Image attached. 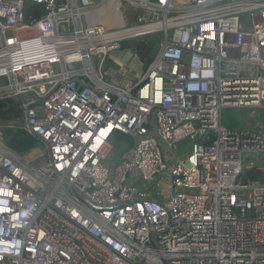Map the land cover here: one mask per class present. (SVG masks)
<instances>
[{
    "label": "built area",
    "instance_id": "obj_1",
    "mask_svg": "<svg viewBox=\"0 0 264 264\" xmlns=\"http://www.w3.org/2000/svg\"><path fill=\"white\" fill-rule=\"evenodd\" d=\"M6 100L0 264H264V0H0Z\"/></svg>",
    "mask_w": 264,
    "mask_h": 264
},
{
    "label": "trees",
    "instance_id": "obj_2",
    "mask_svg": "<svg viewBox=\"0 0 264 264\" xmlns=\"http://www.w3.org/2000/svg\"><path fill=\"white\" fill-rule=\"evenodd\" d=\"M24 9L26 18L31 17V15L38 16V7H35L33 4H25ZM122 48L129 49L134 52L145 66L151 62L156 52L155 42L148 40L128 41L122 44ZM20 117L21 111L15 102L12 100L0 101V123L3 126H6L3 130V142L6 147L12 151L24 153L32 149L37 144V141L35 138L23 132L22 130H14L9 128V126L16 124V121H18ZM117 140L119 141V139ZM112 146L116 147V144L112 143ZM260 177V172L254 170H247L242 174L243 179L255 180L259 179Z\"/></svg>",
    "mask_w": 264,
    "mask_h": 264
},
{
    "label": "rangeland",
    "instance_id": "obj_3",
    "mask_svg": "<svg viewBox=\"0 0 264 264\" xmlns=\"http://www.w3.org/2000/svg\"><path fill=\"white\" fill-rule=\"evenodd\" d=\"M155 41H158V37L154 39ZM156 51V50H155ZM251 113L249 111H243L238 109H225L222 111L221 114V123L225 127H229L231 129H242L247 128V122L251 119ZM22 121L21 117L19 118L16 123H20ZM119 139V141L117 139ZM111 143H115L116 147H114V158L119 159L121 157V154L124 152H127L128 149L132 146L133 140L125 135L116 133L115 137L111 139ZM118 148V149H117ZM260 179V178H259ZM149 188L153 190L154 189V195L157 196V186L156 183L153 184H147Z\"/></svg>",
    "mask_w": 264,
    "mask_h": 264
},
{
    "label": "bare ground",
    "instance_id": "obj_4",
    "mask_svg": "<svg viewBox=\"0 0 264 264\" xmlns=\"http://www.w3.org/2000/svg\"><path fill=\"white\" fill-rule=\"evenodd\" d=\"M106 132H107V129L106 130H103L102 132H101V136H104L105 134H106ZM100 136V137H101Z\"/></svg>",
    "mask_w": 264,
    "mask_h": 264
},
{
    "label": "water",
    "instance_id": "obj_5",
    "mask_svg": "<svg viewBox=\"0 0 264 264\" xmlns=\"http://www.w3.org/2000/svg\"><path fill=\"white\" fill-rule=\"evenodd\" d=\"M106 83H109V80H106ZM183 143V142H182ZM181 144V143H180Z\"/></svg>",
    "mask_w": 264,
    "mask_h": 264
},
{
    "label": "crops",
    "instance_id": "obj_6",
    "mask_svg": "<svg viewBox=\"0 0 264 264\" xmlns=\"http://www.w3.org/2000/svg\"><path fill=\"white\" fill-rule=\"evenodd\" d=\"M247 123H249V121H248ZM128 150H129V149H128ZM128 150H127V151H128Z\"/></svg>",
    "mask_w": 264,
    "mask_h": 264
}]
</instances>
